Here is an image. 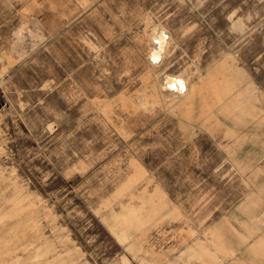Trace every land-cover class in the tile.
I'll return each instance as SVG.
<instances>
[{"label":"rangeland","instance_id":"374dc122","mask_svg":"<svg viewBox=\"0 0 264 264\" xmlns=\"http://www.w3.org/2000/svg\"><path fill=\"white\" fill-rule=\"evenodd\" d=\"M0 264H264V0H0Z\"/></svg>","mask_w":264,"mask_h":264},{"label":"bare ground","instance_id":"6f19581e","mask_svg":"<svg viewBox=\"0 0 264 264\" xmlns=\"http://www.w3.org/2000/svg\"><path fill=\"white\" fill-rule=\"evenodd\" d=\"M167 36L164 34V32H160L157 35V37L155 36L157 38L158 42L155 41V42H157V45H156V47H154L152 49L151 57L156 62L161 60V58H162V54H163V51L165 50L166 43H167V38H166ZM165 85H166L165 87H167L169 90H171L173 92H177V93H182V92H185L186 90H188L187 81L182 76H167Z\"/></svg>","mask_w":264,"mask_h":264}]
</instances>
